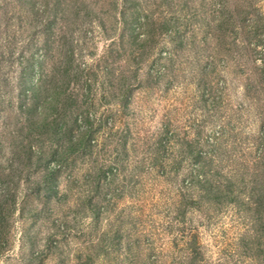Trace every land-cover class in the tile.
<instances>
[{"label": "rangeland", "instance_id": "1", "mask_svg": "<svg viewBox=\"0 0 264 264\" xmlns=\"http://www.w3.org/2000/svg\"><path fill=\"white\" fill-rule=\"evenodd\" d=\"M48 1L0 0V264L184 261L186 254L175 251L180 244L178 214L187 211L192 226H205L208 244L210 235L220 238L230 212L215 209L208 192L219 190L229 177L239 182L241 173L257 169V157L263 156L258 141L264 134V46L246 47L241 42L231 48L225 45L227 37L209 36L187 9L189 23H181L183 36L178 38L185 42H173L169 36L159 40L129 100L117 103L113 95H123L128 84L116 77L132 76L134 71L130 51L135 45L129 32L109 37L113 26L104 16L106 28L99 21L87 22L66 37L63 9L54 10L63 6L51 0V10L46 8ZM84 1L99 13L112 7V0H100L97 6V0ZM206 1L207 9L201 8V0L189 5L212 20L221 0ZM227 6L240 9L241 0H230ZM141 22L133 26L138 41L147 37ZM58 41L65 50L73 43L75 72L100 74L97 80H86L94 81L91 95L96 107L80 100L85 106L79 124L94 128L90 145L61 164L52 161L53 171L36 164L34 172L22 175L13 155L18 148L15 137L21 128L29 129L24 119L31 102L19 98L25 87L21 78L33 63L29 85L37 83L42 69L53 80L64 56ZM152 47L149 41L141 51L148 54ZM80 83L89 95L85 80ZM102 97L109 104L101 103ZM155 134L165 143L164 150H155ZM43 146L35 150L56 149ZM158 155L163 159L157 171L136 172ZM158 170L166 176L160 178Z\"/></svg>", "mask_w": 264, "mask_h": 264}, {"label": "trees", "instance_id": "2", "mask_svg": "<svg viewBox=\"0 0 264 264\" xmlns=\"http://www.w3.org/2000/svg\"><path fill=\"white\" fill-rule=\"evenodd\" d=\"M147 1L149 5L145 6ZM147 1L112 0V7L108 11L103 8L101 13L84 0L55 1L63 6H59L54 10L63 9L64 14L61 17V25L65 24L67 28L68 34L66 37L70 36L71 38L73 32L80 29V26L87 22L99 21L100 25L106 28L104 16L111 20L113 26V33L109 37L117 39L116 37H123L126 34L124 33L125 30L129 32L130 40L135 45L132 46L133 48L130 51V54H132L131 59L135 63L134 71H132V76L122 74V77H116L117 81H126L128 84L127 88H123L125 92L123 95H113L117 103L129 100L133 86L141 81L140 75L143 63L148 57L155 55L162 43L159 40L169 36L173 42H178L181 45L185 42L178 38L183 36L181 23L183 25L189 23V16L184 14L187 9H190L192 20L198 18L196 23H200L208 29L209 36L227 37L225 45L231 48L241 42H244L246 47H249L252 43H254V48L264 46V0H241V6H239L241 8L233 9V11L228 10L230 6H227V4L229 5L230 0H221L220 9L213 12L212 20L199 15L201 8H208L206 7L208 5L206 0L199 2L201 8L190 7L189 4L195 0ZM94 4L95 6L99 5L100 0H97ZM107 4L110 3L107 2ZM47 6L46 8L50 7L52 10L54 2L48 1ZM34 13L38 15L39 11ZM141 19H143V22H141ZM138 22L145 25L146 28L143 32L147 36L146 39L139 38V41L133 28L134 23L138 24ZM106 32L107 29L105 34ZM171 35L172 37H170ZM70 38H68V42L71 40ZM203 40L204 43L208 42L207 39ZM149 41L153 42V47L147 54L141 50L146 49ZM58 43L64 56L63 60L59 59L60 67L54 69L53 80L50 79L49 71L42 69L37 83L29 85L31 73L35 71L33 63L29 65L30 68L26 69L27 74H24L21 78L25 87H22L19 98L21 101L28 98L31 102L27 111H25L23 103L20 106L22 112L25 111L29 114L27 119H24L25 123L29 124V129L25 131L24 128H21L20 134L15 137L18 148L13 155L19 163L18 167H22L21 171L18 169L22 175L27 172H34L36 164L53 171L52 161L58 160L61 164L67 157L82 153L90 145V136L94 128L83 129L79 124L80 117H83L84 114L81 113V108L85 106L81 104L80 100L90 104V107H96L94 95H91L94 81L87 83L86 80L90 77L97 80L100 74L96 75L97 77L92 76L81 69H78L79 73L75 72V65H72L73 59H75L73 43L70 44L71 49L68 50L64 49L66 45L62 41H58ZM48 50L52 55V49ZM136 53L141 58L134 57ZM119 58L117 57L116 60ZM81 79L85 80L84 84L90 91L89 95L84 92V87H81ZM100 102L109 104L103 97ZM22 122L18 121L20 124ZM124 128L129 129V125L125 124ZM166 128H169L168 125ZM155 135L156 137L153 138V142L156 144L155 150H164L165 143H161L160 135ZM65 139L66 146L63 145ZM26 143L28 145H25ZM45 144H52L56 146V149H50L47 153L35 150L37 147L42 150ZM258 144L263 148V156L259 155L257 157V161H259L257 162V169L252 172L245 169L241 173L239 182L229 177L225 179L226 185H220L219 190L211 189L208 192L209 202L215 205V209H223L224 207L230 212V223H228L226 229L221 230L220 238L210 235L212 241L208 244L205 226L200 224L192 226L191 220L187 217V211L178 214L176 229L178 232L177 240L180 244L177 245L175 251L186 254V257L184 261L180 260L169 264H264V134L261 135ZM61 148L62 150H60ZM149 150L148 148V154L150 153ZM162 157L161 155L154 156L152 162L137 167L136 172L157 171V166L163 159ZM99 172L100 174L105 173L102 167ZM119 172L120 169L114 174L117 176ZM160 172L161 170H158L160 178L166 176V171ZM185 204L188 205L189 203L182 201V205ZM233 220L237 222L234 224ZM234 228H237V230ZM147 244L150 245V242H147ZM173 256L177 257L178 253ZM89 258L92 259L91 256ZM155 263V261H151L150 264Z\"/></svg>", "mask_w": 264, "mask_h": 264}]
</instances>
